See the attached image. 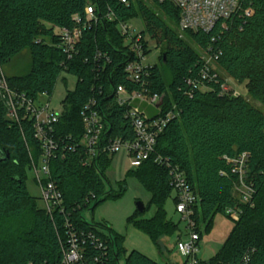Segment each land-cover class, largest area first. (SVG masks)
<instances>
[{"label": "trees", "instance_id": "1", "mask_svg": "<svg viewBox=\"0 0 264 264\" xmlns=\"http://www.w3.org/2000/svg\"><path fill=\"white\" fill-rule=\"evenodd\" d=\"M147 1L0 0V68L25 50L31 59L26 74L6 76L10 88L38 98L43 92L52 95L60 77L66 83L64 72L77 77L54 125L59 148L50 161L52 179L63 195V210L49 213L29 193L27 169L42 154L34 122L10 120L0 101V264H64L73 233L82 251L81 259L72 264H160L138 250L126 254L123 237L108 223L88 221L84 216L103 200L122 193L109 188L106 176L114 155H100L85 163V149L78 142L84 131L81 110L93 95L109 121L107 134L134 137L126 108L113 103L119 84L134 87L124 72L133 56L118 29L119 23L133 18H141L143 34L163 45L161 65L155 63L152 68L151 89L163 96V110L174 109L176 114L158 137L156 152L180 167L198 193L195 219L201 235V221L207 228L217 213L225 214L230 207L242 209L240 219L209 262L264 264V0H243L234 14L209 32L184 31L208 55L218 56L216 63L229 77L246 84L248 97L222 92L225 79L212 67L209 74L217 77L199 85L189 83L201 79L206 60L169 25L168 21L178 26L179 9L170 1L149 0L151 5ZM88 4L95 7L98 19L83 29L78 53L66 60L56 28L73 27L74 14L85 21ZM98 53L102 54L101 69L97 68ZM97 80L104 87L102 94L92 90ZM242 153L248 154L245 180L254 190L248 204L234 193L239 173L226 159ZM137 170L152 192L150 202L156 210L151 218H143L146 207L143 212L137 209L129 221L150 235L161 254L160 238L180 230V221L169 219L165 210L173 193L168 169L151 158Z\"/></svg>", "mask_w": 264, "mask_h": 264}, {"label": "built area", "instance_id": "2", "mask_svg": "<svg viewBox=\"0 0 264 264\" xmlns=\"http://www.w3.org/2000/svg\"><path fill=\"white\" fill-rule=\"evenodd\" d=\"M121 1L128 3V0ZM158 1H170L179 9L178 27L182 31L209 32L219 21L226 20L234 14L240 8L243 0ZM97 19L95 7L88 4L85 7V21L79 14H74L75 25L73 27L56 28L60 37L58 46L64 52L66 60H71L78 53V44L82 38L83 29ZM110 19H112L111 15ZM118 29L125 38V46L133 56L126 62L124 72L127 80L133 83L134 87L128 88L124 84H119L113 92V103L126 108L125 116L130 121L134 137L130 139L109 136L107 134L109 121L101 111L98 97L91 96L81 110L84 131L80 142H78L85 149V163H91L100 155H115L125 148L131 159V166L134 168L141 166L151 158L155 163L167 168L170 185L176 198L175 210L181 215L180 222L185 223L184 231L176 241V252L187 264H211L199 255L202 235L195 219V207L199 203L198 193L194 191L185 172L180 167L171 164L168 158H164L156 152L158 137L164 132L176 113L174 109L165 112L163 110L164 99L163 103L158 105L162 96L151 89L150 78L155 63H150L148 60L150 48L147 37L143 34V29L134 27L130 21L119 23ZM96 57L98 58L97 68H103L104 65L100 66L99 63L102 54L98 53ZM103 57L107 63H110L107 55L104 54ZM209 58L210 60L205 59V66L200 71L201 79L189 81V83L199 85L204 79L210 81L217 77V74L210 76L209 67L214 69L211 61L216 62L218 56L209 55ZM99 82L93 85L92 90L102 94L104 87ZM222 92L233 96L240 95L230 89L227 81L222 84ZM50 97L51 95L47 92L41 93L38 98L29 97L23 91L10 88L6 75L3 72L0 74V101L6 106L7 117L12 121L31 119L34 122L35 136L41 145L42 154L39 162L32 160V169L40 187L44 208L49 213H53L63 205L62 192L52 179L50 170V161L57 155L56 151L59 148L58 141L54 138V125L60 120L63 105L61 110L54 109ZM64 153L65 151L61 152L62 155ZM226 159L236 165L235 170L239 173V182L235 185L234 193L240 197L243 203H250L254 190L245 180L248 154L242 153L239 157H226ZM226 213L233 219L239 220L242 209L230 207L226 209ZM71 238V249L65 254L64 264H72L81 259L82 250L79 247L78 239L74 233ZM92 238L99 242L98 239ZM98 246L101 247L102 243L99 242Z\"/></svg>", "mask_w": 264, "mask_h": 264}, {"label": "rangeland", "instance_id": "3", "mask_svg": "<svg viewBox=\"0 0 264 264\" xmlns=\"http://www.w3.org/2000/svg\"><path fill=\"white\" fill-rule=\"evenodd\" d=\"M147 3H152L148 0ZM163 18L168 21L165 16ZM134 27L138 29L145 28V22L141 18H133L129 20ZM169 25L174 29L184 41H186L198 55H201L204 59L210 60L207 52L196 43L188 33L182 31L176 23L168 21ZM150 51L148 53V60L150 63L159 62V56L163 50V45L158 44L157 40L146 35ZM30 54L27 50L16 56L11 62L4 64L0 71L6 76L24 75L30 69ZM214 69L227 81L230 89L239 93V96L248 97L246 84L236 81L229 77L221 67L212 62ZM62 77L66 78V83L61 80V77L55 87L53 94L50 97L51 105L56 110H61L62 102L68 90L75 88L77 77L67 72L62 74ZM165 79L169 82L170 77L165 73ZM264 111V108L261 107ZM106 176L109 181V188L114 193H121L116 197H110L100 202L94 209V211H86L84 213L85 219L88 221H95L97 223H108L113 231L123 237V247L126 250V254H129L132 250H138L160 264L166 262L183 263V258L176 252V241L178 236L184 231L185 223L180 222V230H178L173 236H162L160 238V249L163 253L160 254L156 243L150 237V235L139 230L129 218L137 211V202L144 203L146 210L144 211L143 218H151L155 213V206L152 204V192L147 186L140 180L138 176L137 168L131 166V159L125 148H122L116 153L110 162L109 167L106 170ZM26 184L29 193L38 199L39 207H44V203L41 199V192L38 182L35 177L33 169H27ZM123 187V188H122ZM176 205L174 201V192L167 198L165 203V210L167 217L175 222L181 220V215L176 212ZM238 220L227 215V213H217L213 218V223L206 228V222H200L201 231L203 232L200 240V257L209 261L218 252L223 242L227 238L231 229ZM199 228V226H198ZM205 231V232H204ZM161 251V252H162Z\"/></svg>", "mask_w": 264, "mask_h": 264}, {"label": "water", "instance_id": "4", "mask_svg": "<svg viewBox=\"0 0 264 264\" xmlns=\"http://www.w3.org/2000/svg\"><path fill=\"white\" fill-rule=\"evenodd\" d=\"M163 103V96L161 97L158 105H161ZM137 209L140 211V212H143L145 210V205L143 202L141 201H138L137 202Z\"/></svg>", "mask_w": 264, "mask_h": 264}]
</instances>
